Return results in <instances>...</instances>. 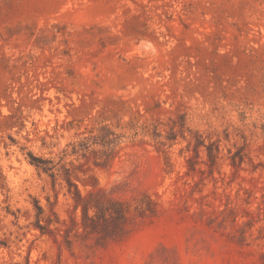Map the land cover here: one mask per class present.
<instances>
[{"label":"rangeland","instance_id":"obj_1","mask_svg":"<svg viewBox=\"0 0 264 264\" xmlns=\"http://www.w3.org/2000/svg\"><path fill=\"white\" fill-rule=\"evenodd\" d=\"M0 264H264V0H0Z\"/></svg>","mask_w":264,"mask_h":264}]
</instances>
